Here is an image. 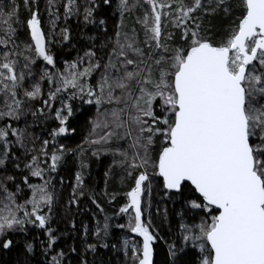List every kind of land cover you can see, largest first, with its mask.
<instances>
[{
  "label": "snow or ice",
  "instance_id": "6c2138e0",
  "mask_svg": "<svg viewBox=\"0 0 264 264\" xmlns=\"http://www.w3.org/2000/svg\"><path fill=\"white\" fill-rule=\"evenodd\" d=\"M102 5L119 14L114 37L58 68L50 45L71 38L62 27L56 40L60 8L65 21L82 15L84 24H96ZM46 11L54 17L48 33L39 0H10L0 9V249L22 243L26 254L39 250L43 264H68L57 250L64 235L59 220L79 231L70 214L86 196L105 212L87 188L86 159L79 161L66 203L53 183L66 163L57 138L75 133L70 121L78 101L95 106L85 140L91 155L119 156L121 182H132L118 209L127 222L117 227L131 234L118 249L125 264H156L164 237L152 219L154 191L182 202L177 230L170 227L164 240V264H264V0H47ZM129 15L139 30L124 24ZM216 17L228 20L227 27L216 28ZM20 25L30 37L23 45ZM29 114L55 122L50 139L38 146L26 121L17 126ZM85 151L81 146L78 155ZM21 184L30 189L23 202ZM103 195L112 204L120 193L105 188ZM108 220L105 215L102 228L97 223L94 242L83 225L82 252L70 249L82 257L80 264L109 247Z\"/></svg>",
  "mask_w": 264,
  "mask_h": 264
},
{
  "label": "trees",
  "instance_id": "16d2710c",
  "mask_svg": "<svg viewBox=\"0 0 264 264\" xmlns=\"http://www.w3.org/2000/svg\"><path fill=\"white\" fill-rule=\"evenodd\" d=\"M20 0H18V3ZM81 4L83 0H78ZM235 2V0H234ZM10 0H0V9H6ZM47 0H39V10L41 13L42 26L44 31L48 33L51 29V19L54 17H49L48 12L46 11ZM21 19L25 20L28 16L27 11L23 8L22 4L20 6ZM136 15H142V13L137 11ZM96 24H84L83 16L80 17L73 16L70 20L65 21L63 17V9L60 8V19L57 22L55 28L56 40L59 41L60 28L66 27L70 32V40L67 43L63 42H54L50 45L51 51L55 54L57 67L63 69L65 63H71L78 56H82L84 51L88 48L95 45L96 48H99V45L102 44L109 37H114L116 31V26L120 23L119 14H113L112 9H105L102 5L97 9L95 14ZM103 19L105 21L104 25L99 24V20ZM124 24L128 29L136 27L138 30L140 26L135 23V15H129L125 18ZM213 24L216 28L223 29L227 27L228 20L216 17L213 18ZM105 29L107 31H105ZM18 43L21 45L27 43L30 39L27 33L26 25H20L17 31ZM141 32V37H142ZM44 67L43 63L40 62V68ZM76 108L75 116L73 117L72 123L75 127V133L70 134L67 137H58V143H62L65 151V161L61 167V170L53 174L54 180L53 183L56 186L57 192H63L66 203V197L70 192L71 186L75 183V173L80 171L79 161L80 159H86L89 167L84 171L86 177V185L90 194L96 196L97 201L104 207L105 212L100 213L98 209L95 208V205L91 203V200L84 198L81 201L80 207L77 209L73 207L71 211V219L75 221L77 229L79 231H74L71 229V223L66 222L64 219H60L58 223L59 230L64 234L62 239L59 241V247L57 250L63 249L66 253V260L68 264H80L81 256L71 253V247L75 246L80 252L81 248V239L83 232V225H87L89 229V241L94 242L95 238L92 233L97 227L99 222V227H103L105 220V215L109 217V236L107 242L109 247L107 249L98 248L96 254L93 256L89 254L87 260L89 264H125V257L122 251H119L122 247V238L128 236L126 229H121L117 227L118 224H126V216L118 215V209L122 206L126 199L123 195L124 192L129 190L131 186V181L125 180L121 182L122 170L118 164L114 161H119V156H113L111 154L104 155L101 154L99 159L91 155V149L85 140L89 138L91 130V121L95 119V106L94 105H83L81 106L78 101L74 102ZM39 107V105H37ZM25 121L27 122L28 132L36 138L37 146L41 143L43 139H50L49 133L51 129L55 126L53 120L47 119L45 117H33L30 114L23 117L22 121L19 123V127L24 128ZM15 124V122H13ZM81 146L85 151L83 157H80L78 153L81 151ZM110 147L116 148L121 147L123 149L127 148V144L117 145L113 143ZM25 157L23 152H20V164L21 169H23V162ZM110 170V172H109ZM109 172V176L105 177V173ZM15 173L18 176L19 181V171L14 166H9L8 174ZM2 175V173H0ZM63 180V184H60V180ZM31 182L40 183L36 178L30 177ZM107 180V185L105 181ZM11 189L12 184L8 185ZM23 191L19 194L20 201L23 202V199L27 196H30V189L27 186L21 184ZM107 188L108 193L117 192L120 195H117L115 201L112 204L107 202V198L104 197L103 193ZM152 219L159 225V231L161 236L164 237V240L170 238L169 228L171 227L173 233L177 230V224L179 220V212L181 211L182 202L179 200L170 201L163 200L157 191H154L152 194ZM61 217L65 216L66 213L63 207L58 209ZM165 212L167 213V221L164 220ZM161 240L159 247L157 249V254L155 257L156 264H164L167 259V244ZM112 245L116 247L113 248ZM186 257V259H190ZM44 257L40 254L39 250L33 254H26L25 250L21 244H18L15 248L10 250L0 249V264H43Z\"/></svg>",
  "mask_w": 264,
  "mask_h": 264
},
{
  "label": "rangeland",
  "instance_id": "374dc122",
  "mask_svg": "<svg viewBox=\"0 0 264 264\" xmlns=\"http://www.w3.org/2000/svg\"><path fill=\"white\" fill-rule=\"evenodd\" d=\"M141 38H142V37H141ZM62 165H63V164H62ZM126 222H127V218H126ZM126 237H127V238H131V234L128 233V236H126ZM126 237H123V238H122V242H123V239L126 238Z\"/></svg>",
  "mask_w": 264,
  "mask_h": 264
}]
</instances>
